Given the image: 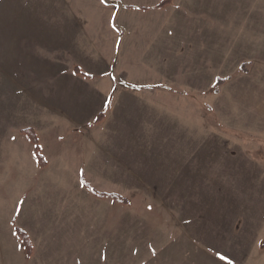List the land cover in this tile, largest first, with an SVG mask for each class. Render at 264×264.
<instances>
[{
	"label": "rangeland",
	"instance_id": "obj_1",
	"mask_svg": "<svg viewBox=\"0 0 264 264\" xmlns=\"http://www.w3.org/2000/svg\"><path fill=\"white\" fill-rule=\"evenodd\" d=\"M22 1L28 2L0 0V33L23 31L18 29V16L28 7L23 8ZM205 14L213 15L205 24L213 26L220 40L213 45L212 40L203 39L198 54L188 53L196 46L193 42H183L184 48L177 47L182 52L176 53L174 47L172 54L182 65L192 64L193 57L196 62L199 55L197 71L204 73L199 86L197 80L185 78L192 70L167 76L191 97L157 102L152 100L153 92H147L149 99L133 101L131 108H122L116 101L107 119L110 103L103 104L101 120L90 125L92 149L88 143L80 151L88 153L89 160L92 154V163L85 160V166L66 156L71 134L60 141L48 136L55 155L48 171L31 158L33 150L23 156L21 166L15 160L0 165L3 233L8 234L18 210L20 223L29 225L34 221L32 208L54 214L62 209L60 220L68 221H60L63 228L76 220L88 225L74 239L76 264H115L116 256V264L121 260L149 264L154 254L156 263L152 260L151 264H264V0H215L213 11ZM97 25L86 24V30L95 33ZM211 43L213 51L209 52ZM44 56L34 54L41 61L48 59ZM26 57L0 52V110L1 96L12 91L3 86L5 80L25 73L32 78ZM107 58L111 63L114 54ZM130 58L125 71L135 80L148 68L141 66L140 56ZM112 66L107 80L119 73L116 62ZM180 92L173 87V94ZM9 106L22 107L14 101ZM10 107L7 116L0 111V127L24 134L32 130L37 136L34 128L25 127L27 115L22 118L19 107L17 111ZM60 122L61 132L73 128L65 118ZM100 122L104 124L96 128ZM11 148L13 157L19 156L20 150ZM56 153L63 156L56 158ZM22 191H27V214L19 208ZM66 206L75 208L77 214L71 211L69 215ZM102 225H106L104 230L94 231ZM113 225L121 235L115 245L120 253L114 248V255H109ZM101 238L105 245L98 243Z\"/></svg>",
	"mask_w": 264,
	"mask_h": 264
},
{
	"label": "crops",
	"instance_id": "obj_2",
	"mask_svg": "<svg viewBox=\"0 0 264 264\" xmlns=\"http://www.w3.org/2000/svg\"><path fill=\"white\" fill-rule=\"evenodd\" d=\"M164 1L166 0L22 1V7H28L27 11L21 10V15L18 16L21 26L18 29L23 31L14 29L1 32L0 52L12 56H28L24 62L31 67L32 78L25 73L5 80L3 86L12 88V91L11 94L1 96L4 104L0 111L4 117L10 114L9 103L14 101L22 105L17 106V113L21 112L22 118L24 114L29 118L25 127L35 129L47 166L41 167L35 154V145L28 133L3 127H0V165H10L15 160L21 166L23 156L30 151L32 154L33 150L31 158L38 160L42 171H48L52 158L55 157L50 152L48 136L52 141H60L71 134L72 140L69 141L66 156L77 159L80 166H85V162L92 163V154L90 152L89 160L88 153L80 151L86 149L88 143L90 148L92 146L94 129L90 125L94 124L101 113L104 114L103 104L110 103L106 110L107 119L114 112L116 101L122 103V108H131V102L149 99L147 92H153L152 100L157 102H168V99L172 101L174 98L185 101L191 97L186 90L178 88L175 79L168 81L167 76L169 72L172 76V72L192 70L193 73L185 78L197 80L199 86V79L204 75L197 71L199 55L196 56V62L193 57L189 61L192 64L182 65L184 62H178L176 57V61L172 59L173 49L176 47L175 52L180 53L184 48L183 42H193L196 46L188 53L198 54L199 43L203 39L212 40L213 45L214 40H220L213 33V26L205 24L207 19L213 17L210 14L207 16L205 11H213L215 0H168L161 6ZM90 23L98 24L95 33L86 30V24ZM100 31L104 34H97ZM103 39H111L112 42ZM179 45L183 48H177ZM212 51L213 48L209 50ZM34 54L45 55L48 59L41 61ZM108 54H114L111 63L116 62L119 72L117 77L112 76L110 80L106 77L113 66L107 58ZM204 54L205 52L202 53V58ZM131 55L140 56L141 66L147 65L148 68L145 74L141 73L135 80L129 79L125 71L129 70L130 66L127 68L125 64L131 62ZM122 62V66L119 65ZM150 71H159L161 74L155 77V74L149 75ZM173 87L181 92L173 94ZM197 89V93L203 95L204 91ZM12 96L15 98L10 100ZM17 107H10L11 111H17ZM61 118L73 124L68 133L60 131ZM103 124L104 122L95 123L96 128ZM8 146H16L20 150L19 156L13 157V149L10 151ZM56 155V158L63 156L61 153ZM60 162L63 163L64 160L61 159ZM19 200V208L26 209L27 214V191H22ZM31 210L33 214L30 217L34 221L29 225L20 223L18 210L11 218L8 234L3 233L0 228V264H76L74 239L77 232L82 229L86 231L88 225H82L81 221L78 224L76 220L70 223V227L63 228L61 223L68 221L60 220L62 209H57L55 214L51 210L37 207ZM65 210L69 215L71 211L76 213L75 208L68 206ZM105 226H99L94 231L104 230ZM18 229L27 234L31 244L30 252ZM109 232L108 237L114 240L108 254L114 255V248L119 252V247L115 245H118L121 235L114 225ZM103 241L105 238H101L98 243ZM152 260L156 263V254L149 257L148 263L151 264ZM118 261L116 256L115 264ZM120 262L124 264L123 260Z\"/></svg>",
	"mask_w": 264,
	"mask_h": 264
},
{
	"label": "trees",
	"instance_id": "obj_3",
	"mask_svg": "<svg viewBox=\"0 0 264 264\" xmlns=\"http://www.w3.org/2000/svg\"><path fill=\"white\" fill-rule=\"evenodd\" d=\"M167 2H168V0L164 1L161 4V6L165 5ZM102 116H103V113L100 114V116L97 118L96 121L101 120V117ZM27 131H28L27 133H28L29 137L34 142V145H35V154H36V156H37V158H38V160L40 162V165H41L42 168H44V167L47 166V162H46V160L44 158V155H43V153L41 151V147H40V144L38 142L37 136H36V134L32 130H27ZM18 233L23 238L24 243L26 245V248L30 252L31 251V244H30V241H29V238H28L27 234L25 232H23L22 230H20V229H18Z\"/></svg>",
	"mask_w": 264,
	"mask_h": 264
},
{
	"label": "snow or ice",
	"instance_id": "obj_4",
	"mask_svg": "<svg viewBox=\"0 0 264 264\" xmlns=\"http://www.w3.org/2000/svg\"><path fill=\"white\" fill-rule=\"evenodd\" d=\"M220 258H221L222 260H223V259H227V257H225V256H221Z\"/></svg>",
	"mask_w": 264,
	"mask_h": 264
}]
</instances>
